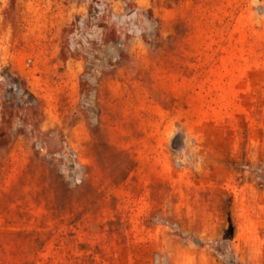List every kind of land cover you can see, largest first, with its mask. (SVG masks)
Segmentation results:
<instances>
[{
  "label": "rangeland",
  "instance_id": "1",
  "mask_svg": "<svg viewBox=\"0 0 264 264\" xmlns=\"http://www.w3.org/2000/svg\"><path fill=\"white\" fill-rule=\"evenodd\" d=\"M0 128V264H264V0H0Z\"/></svg>",
  "mask_w": 264,
  "mask_h": 264
},
{
  "label": "trees",
  "instance_id": "2",
  "mask_svg": "<svg viewBox=\"0 0 264 264\" xmlns=\"http://www.w3.org/2000/svg\"><path fill=\"white\" fill-rule=\"evenodd\" d=\"M80 87H83V83ZM3 143L6 146H10L12 143V139L9 138V136L6 135V133L0 128V144Z\"/></svg>",
  "mask_w": 264,
  "mask_h": 264
}]
</instances>
